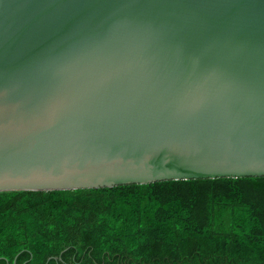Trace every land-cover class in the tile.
I'll return each mask as SVG.
<instances>
[{
	"label": "water",
	"instance_id": "obj_1",
	"mask_svg": "<svg viewBox=\"0 0 264 264\" xmlns=\"http://www.w3.org/2000/svg\"><path fill=\"white\" fill-rule=\"evenodd\" d=\"M264 176V0H0V191Z\"/></svg>",
	"mask_w": 264,
	"mask_h": 264
},
{
	"label": "trees",
	"instance_id": "obj_2",
	"mask_svg": "<svg viewBox=\"0 0 264 264\" xmlns=\"http://www.w3.org/2000/svg\"><path fill=\"white\" fill-rule=\"evenodd\" d=\"M0 264H264V176L0 191Z\"/></svg>",
	"mask_w": 264,
	"mask_h": 264
}]
</instances>
